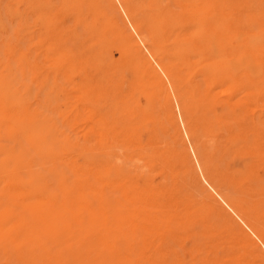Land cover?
<instances>
[{"label":"rangeland","instance_id":"1","mask_svg":"<svg viewBox=\"0 0 264 264\" xmlns=\"http://www.w3.org/2000/svg\"><path fill=\"white\" fill-rule=\"evenodd\" d=\"M108 1L0 0V264H264V0ZM112 60L139 97L94 92Z\"/></svg>","mask_w":264,"mask_h":264},{"label":"bare ground","instance_id":"2","mask_svg":"<svg viewBox=\"0 0 264 264\" xmlns=\"http://www.w3.org/2000/svg\"><path fill=\"white\" fill-rule=\"evenodd\" d=\"M84 1H85V0H84ZM107 1H108V0H107ZM109 1H111V0H109ZM109 1H108V2H109ZM117 1H118V0H117ZM122 1H123V0H122ZM124 1H125V0H124ZM128 1H131V0H128ZM138 1H139V0H138ZM143 1H144V0H143ZM182 1H183V0H182ZM201 1H202V0H201ZM211 1H212V0H211ZM213 1H214V0H213ZM213 1H212V2H213ZM221 1H222V0H221ZM221 1H220V2H221ZM63 2H64V4H65V1H63ZM63 2H62V3H63ZM68 2H70V1H68ZM82 2H83V1H82ZM82 2H81V3H82ZM103 2H104V1H103ZM125 2H126V1H125ZM135 2H136V1H135ZM152 2H153V1H152ZM177 2H178V1H177ZM184 2H185V1H184ZM184 2H182V3H184ZM212 2H211V3H212ZM218 2H219V0H218ZM105 3H107V2H105ZM110 3H111V2H110ZM113 3H114V2H113ZM119 3H120V2H119ZM123 3H124V2H123ZM137 3H138V2H137ZM140 3H141V2H140ZM173 3H174V2H173ZM179 3H180V2H179ZM191 3H192V2H191ZM191 3H190V6H191ZM211 3H210V4H211ZM222 3H223V2H222ZM53 4H54V2H53ZM67 4H69V3H67ZM72 4H73V3H72ZM83 4H84V3H83ZM98 4H99V3H98ZM134 4H136V3H134ZM150 4H151V3H150ZM160 4L162 5L161 2H160ZM174 4H175V3H174ZM200 4H201V3H200ZM202 4H203V3H202ZM202 4H201V5H202ZM215 4H216V3H215ZM48 5H49V4H48ZM55 5H56V4H55ZM110 5H111V4H110ZM127 5H129V4L127 3ZM139 5H140V4H139ZM139 5L136 4V7H138ZM176 5H177V4H176ZM184 5H185V4H184ZM186 5H187V4H186ZM188 5H189V4H188ZM188 5H187V6H188ZM198 5H199V4H198ZM204 5H205V4H204ZM211 5H212V4H211ZM211 5H210V6H211ZM216 5H218V4H216ZM42 6H43V5H42ZM46 6H47V5H46ZM50 6H51V5H50ZM52 6H53V5H52ZM57 6H58V5H57ZM66 6H67V5H66ZM82 6H83V5H82ZM96 6H97V4H96ZM96 6H94V7H96ZM98 6H99V5H98ZM114 6H115V4H114ZM119 6H121V5H119ZM124 6H125V5H124ZM132 6H133V4H132ZM148 6H150V5H148ZM152 6H153V5H152ZM158 6H159V5H158ZM158 6H157V7H158ZM181 6H182V5H181ZM196 6H197V5H196ZM202 6H203V5H202ZM202 6H201V7H202ZM212 6H213V5H212ZM218 6H219V5H218ZM43 7H45V6H43ZM54 7H55V6H54ZM64 7H65V6H64ZM92 7H93V6H92ZM105 7H106V8L108 7V3H107V6L105 5ZM105 7H103V8L105 9ZM150 7H151V6H150ZM162 7H163V6H162ZM168 7H170V5H169ZM179 7H180V5H179ZM188 7H189V6H188ZM191 7H192V6H191ZM194 7H195V6H194ZM197 7H198V6H197ZM214 7H215V6H214ZM214 7H213V8H214ZM47 8H48V7H47ZM47 8H46V9H47ZM67 8H68V6H67ZM100 8H102V7L100 6ZM103 8H102V9H103ZM112 8H113V6H112ZM112 8H108V9H110V10L112 11ZM120 8H121V7H120ZM126 8H127V7H125V9H126ZM129 8L132 9L131 7H129ZM129 8H127V10H128ZM151 8H152V7H151ZM163 8H164V7H163ZM174 8H175V7H174ZM208 8H209V7H208ZM216 8H217V7H216ZM216 8H215V9H216ZM233 8H234V7H233ZM48 9H49V8H48ZM52 9H53V8H52ZM63 9H64V8H63ZM70 9H71V8H70ZM84 9L86 10L87 8L85 7ZM90 9H92V8H90ZM95 9H96V8H95ZM165 9H166V8H165ZM170 9H171V8H170ZM178 9H179V8H178ZM183 9H184V8H183ZM215 9H214L213 11H215ZM42 10H43V8H42ZM49 10H51V8H50ZM65 10H66V9H64V11H65ZM68 10H69V8H68ZM114 10H116V9H114ZM123 10H124V9H123ZM133 10H134V8H133ZM141 10H142V9H140L139 11H141ZM153 10H154V9H153ZM173 10H174V9H173ZM184 10H186V9H184ZM189 10H191L190 7H189ZM192 10H193V9H192ZM46 11H47V10H46ZM52 11H53V10H52ZM81 11L84 12V10H82V8H81ZM111 11H110V12H111ZM147 11H148V10H147ZM163 11H164V10H163ZM166 11H167V10H165V12H166ZM203 11H204V10H203ZM203 11H202V12H203ZM41 12H42V11H41ZM44 12H45V11H44ZM49 12H50V11H49ZM114 12H115V11H114ZM142 12H143V11H142ZM144 12H145V11H144ZM161 12H162V11H161ZM161 12H160V13H161ZM186 12H187V10H186ZM89 13H90V12H89ZM128 13H129V12H128ZM133 13H134V12H133ZM133 13H131V15H132ZM146 13H147V12H146ZM151 13H152V12H151ZM151 13H150V14H151ZM166 13H167V12H166ZM170 13H171V12H170ZM174 13H175V12H174ZM176 13H177V11H176ZM183 13H184V12H183ZM189 13H190V12H189ZM205 13H206V12H205ZM205 13H203L202 16H203ZM214 13H216V12H214ZM83 14H84V13H83ZM95 14H96V13H95ZM108 14H109V13H108ZM140 14H142V13H140ZM150 14H149V15H150ZM161 14H162V13H161ZM212 14H213V13H212ZM71 15H72V14H71ZM80 15H81V14H80ZM91 15H92V14H91ZM138 15H139V14H138ZM146 15H147V14H146ZM188 15H191V14H188ZM188 15H186V16H188ZM192 15H193V14H192ZM200 15H201V14H200ZM208 15H210V14H208ZM133 16H134V14H133ZM135 16H136V15H135ZM144 16H145V15H144ZM144 16H143V17H144ZM162 16H163V15H162ZM177 16H178V15H177ZM179 16H180V15H179ZM211 16H212V15H211ZM211 16H210V17H211ZM213 16H214V15H213ZM56 17H57V16H56ZM85 17H87V16H85ZM97 17H99V16H97ZM110 17H111V15H110ZM136 17H137V16H136ZM149 17H150V16H149ZM163 17H164V16H163ZM189 17H191V16H189ZM194 17H195V16H194ZM194 17H193V18H194ZM205 17H206V15H205ZM205 17L203 16V18H205ZM87 18H89V16H88ZM118 18H119V17H118ZM133 18H134V17H133ZM145 18H147V17H145ZM169 18H170V17H169ZM169 18H168V19H169ZM171 18H172V17H171ZM177 18H178V17H177ZM177 18H176V19H177ZM180 18H181V17H180ZM187 18H188V17H187ZM195 18H196V17H195ZM198 18H199V17H198ZM198 18H197V19H198ZM77 19H78V18H77ZM81 19H82V18H81ZM130 19H131V18H130ZM135 19H136V18H135ZM143 19H144V18H143ZM182 19H183V18H182ZM188 19H189V18H188ZM215 19H216V18H215ZM82 20H83V19H82ZM85 20H86V19H85ZM127 20H128V19H127ZM138 20H139V19H138ZM147 20H148V19H147ZM147 20H146V21H147ZM173 20H174V19H173ZM173 20H172V21H173ZM177 20H179V19H177ZM180 20H181V19H180ZM180 20H179V21H180ZM204 20H205V19H204ZM79 21H80V20H79ZM92 21H93V20H92ZM113 21H114V20H113ZM115 21H116V20H115ZM139 21H141V20H139ZM170 21H171V20H170ZM188 21H189V20H188ZM191 21H192V20H191ZM89 22H90V21H89ZM156 22H157V21H156ZM174 22H175V21H174ZM183 22H184V20H183ZM185 22H186V21H185ZM197 22H198V21H197ZM207 22H208V21H207ZM214 22H216V21H214ZM217 22H219V21H217ZM83 23H84V21H83ZM85 23H86V22H85ZM98 23H99V22H98ZM135 23L137 24V21H136ZM144 23H145V22H144ZM147 23H148V21H147ZM170 23H172V22H170ZM188 23H189V22H188ZM191 23H193V22H191ZM202 23H203V22H202ZM61 24H62V23H60V25H61ZM63 24H64V23H63ZM81 24H82V23H81ZM118 24H119V23H118ZM120 24H122V23H120ZM129 24H130L129 26H131L132 29L135 30V28H134V26H135L134 23L132 24V22L129 21ZM138 24H140V23L138 22ZM145 24H146V23H145ZM145 24H143V25H145ZM150 24H151V23H150ZM174 24H175V23H174ZM185 24H186V23H185ZM197 24H198V23H197ZM87 25H88V24H87ZM93 25H94V23H93ZM96 25H97V24H96ZM115 25H116V24H115ZM133 25H134V26H133ZM146 25H148V24H146ZM146 25H145V26H146ZM175 25H176V24H175ZM183 25H184V23H183ZM187 25H188V24H187ZM198 25H199V24H198ZM200 25H201V23H200ZM208 25H209V24H208ZM212 25H213V24H212ZM61 26L63 27V25H61ZM61 26H60V27H61ZM99 26H100V25H99ZM117 26H118V25H117ZM137 26H138V25H137ZM137 26H136V27H137ZM151 26H152V24H151ZM162 26H163V25H162ZM181 26H182V25H181ZM195 26H196V25H195ZM205 26H206V25H205ZM82 27H83V26H82ZM85 27H86V26H85ZM94 27H95V26H94ZM111 27H112V25L110 26V29H111ZM123 27H124V26H123ZM131 27H130V28H131ZM139 27H140V25H139ZM139 27H138V28H139ZM149 27H150V26H149ZM163 27H165V25H164ZM169 27H170V26H169ZM169 27H168V28H169ZM183 27H184V26H183ZM196 27H198V26H196ZM92 28H93V27H91V29H92ZM100 28H101V27H100ZM107 28H108V27H107ZM113 28H114V27H113ZM141 28H142V27H141ZM170 28H171V27H170ZM173 28H174V27H173ZM194 28H195V27H194ZM199 28H201V26L198 27V29H199ZM205 28H206V27H205ZM50 29H52V28H50ZM83 29H84V28H83ZM98 29H99V28H98ZM98 29H97V31H98ZM108 29H109V28H108ZM119 29H120V28H119ZM121 29H123V28H121ZM142 29H143V28H142ZM147 29H148V28H147ZM178 29H182V28L179 27ZM190 29H191V26H190ZM198 29H197V31H198ZM201 29H202V28H201ZM210 29H211V28H210ZM58 30H59V29H58ZM89 30H90V29H89ZM95 30H96V29H95ZM95 30H94V31H95ZM106 30H107V29L105 28V31H106ZM125 30H126V29H125ZM134 30H133V31H134ZM148 30H150V29H148ZM175 30H177V29H175ZM185 30H186V29H185ZM199 30H200V29H199ZM205 30H206V29H205ZM64 31H65V30H64ZM91 31H92V30H91ZM94 31H93V32H94ZM100 31H101V29H100ZM105 31H104V32H105ZM137 31H138V30H137ZM165 31H166V30H165ZM171 31H172V30H171ZM171 31H170V32H171ZM183 31H184V30H183ZM200 31H201V30H200ZM60 32H61V31H60ZM73 32H74V31H73ZM106 32H107V31H106ZM109 32H110V31H109ZM122 32H123V31H122ZM135 32H136V31H135ZM144 32H145V31H144ZM148 32H149V31H148ZM185 32H186V31H185ZM187 32H188V31H187ZM187 32H186V33H187ZM204 32H205V31H204ZM99 33H100V32H99ZM99 33L97 32L96 34H99ZM110 33H111V32H110ZM125 33H126V32H125ZM136 33H137V32H136ZM138 33H140V32H138ZM145 33H146V32H145ZM163 33H164V32H163ZM179 33L182 34L183 32H179ZM186 33H184V34H186ZM198 33H200V32H198ZM216 33H217V32H216ZM62 34H63V33H61V35H62ZM74 34H76V32H74ZM86 34H87V33H86ZM104 34H105V33H104ZM104 34H102V35L104 36ZM115 34H116V33H115ZM115 34H114V35H115ZM118 34H119V33H118ZM118 34H116V35H118ZM121 34H122V33H121ZM130 34H132V33L130 32ZM140 34H141V33H140ZM150 34H151V33L149 32V35H150ZM164 34H165V33H164ZM170 34H172V33H170ZM173 34H174V33H173ZM177 34H178V32H177ZM177 34H176V35H177ZM181 34H180V35H181ZM184 34H183V35H184ZM200 34H201V33H200ZM211 34H212V33H211ZM89 35H92V34H89ZM116 35H115V36H116ZM119 35H120V34H119ZM119 35H118V36H119ZM128 35H129V34H128ZM137 35H138V34H137ZM141 35H142V34H141ZM187 35H188V33H187ZM197 35H198V34H197ZM219 35H220V34H219ZM219 35H218V36H219ZM55 36H56V35H55ZM64 36H65V35H64ZM67 36H68V35H66V38H67ZM72 36H73V35H72ZM72 36H71V37H72ZM80 36H82V35H80ZM115 36H114L113 38H115ZM121 36H122V35H121ZM145 36H148V35L145 34ZM153 36H154V35H153ZM161 36H162V35H161ZM199 36H200V35H199ZM209 36L211 37V35H209ZM62 37H63V36H62ZM62 37H61V38H62ZM71 37H70V38H71ZM76 37H78V35H77ZM76 37H75V38H76ZM90 37H91V36H90ZM104 37H105V36H104ZM108 37H109V36H108ZM122 37H123V36H122ZM127 37H128V36H127ZM130 37H131V36H130ZM130 37H128V39H129ZM134 37H136V36H134ZM149 37H150V36H149ZM151 37H152V36H151ZM171 37H172V35H171ZM174 37H175V36H174ZM176 37H177V36H176ZM186 37H187V36H186ZM188 37H189V36H188ZM223 37H224V36H223ZM227 37H228V36H227ZM54 38H55V37H54ZM68 38H69V37H68ZM70 38H69V39H70ZM84 38L86 39V37H84ZM96 38H99V36L96 37ZM124 38H125V37H124ZM154 38H155V37H154ZM156 38H157V37H156ZM182 38H183V37H182ZM184 38H185V37H184ZM189 38H190V37H189ZM193 38H194V37H193ZM196 38H197V37H196ZM196 38H195V39H196ZM198 38H199V37H198ZM69 39H68V41H69ZM80 39H81V38H80ZM90 39H91V38H90ZM105 39H106V38H105ZM110 39H111V38H110ZM125 39H127V38H125ZM137 39H138V38H137ZM142 39H143V38H142ZM148 39H149V38H148ZM150 39H152V38H150ZM164 39H165V38H164ZM179 39H180V37H179ZM76 40H77V39H76ZM76 40H75V41H76ZM81 40H82V39H81ZM87 40H88V38H87ZM95 40H96V39H95ZM115 40H116V39H115ZM122 40H123V39H122ZM129 40H130V39H129ZM219 40H220V39H219ZM238 40H239V39H238ZM60 41H61V40H60ZM63 41H64V40H63ZM65 41H67V40H65ZM84 41H85V40H84ZM98 41H99V40H98ZM98 41H97V42H98ZM104 41H105V40H104ZM111 41H112V40H111ZM127 41H128V40H127ZM127 41H126V42H127ZM146 41H147V40H146ZM146 41H145V42H146ZM184 41H185V40H184ZM199 41H200V40H199ZM199 41H197V42H199ZM220 41H221V40H220ZM223 41H224V38H223ZM61 42H62V41H61ZM93 42H94V41H93ZM101 42H102V41H100V43H101ZM107 42H108V41H107ZM107 42H106V43H107ZM118 42H119V41H118ZM126 42H125V43H126ZM149 42H150V41H149ZM151 42H152V41H151ZM153 42H155V41L153 40ZM162 42H164V40H162ZM166 42H167V40H166ZM177 42H178V41H177ZM193 42H194V41H193ZM231 42H232V41H231ZM79 43H81V42L79 41ZM104 43H105V42H104ZM108 43H109V42H108ZM110 43H111V42H110ZM110 43H109V44H110ZM120 43H122V41H121ZM142 43H143V40H142ZM156 43H157V42H156ZM168 43H169V42H168ZM173 43H174V42H173ZM173 43H172V44H173ZM179 43H180V42H179ZM182 43H183V42H182ZM185 43H186V42H185ZM203 43H204V42H203ZM223 43H224V42H223ZM236 43H237V42H236ZM245 43H246V42H245ZM63 44H64V43H63ZM68 44H69V43H68ZM87 44L89 45V43H87ZM127 44H128V42H127ZM127 44H126V46H125V45H124V46L127 47V46L132 45V44L127 45ZM152 44H153V43H152ZM195 44H196V43H195ZM209 44H211V43H209ZM219 44H220V42H219ZM221 44H222V41H221ZM232 44H235V43H232ZM60 45H61V44H60ZM66 45H67V44H66ZM81 45H82V44H81ZM97 45H98V44H97ZM102 45H103V43H102ZM143 45H144V44H143ZM148 45H149V44H148ZM175 45H176V44H175ZM177 45H180V44H177ZM239 45L241 46V43H240ZM89 46H90V45H89ZM92 46H93V45H92ZM120 46H121V45H120ZM140 46H141V45H140ZM171 46H172V45H170L169 47H171ZM181 46H182V45H181ZM185 46H186V45H185ZM185 46H184V44H183V47H185ZM188 46H189V45H188ZM195 46H196V45H195ZM199 46H200V45H199ZM213 46H214V45H213ZM213 46H211V47H213ZM221 46H222V45H221ZM248 46H249V45H248ZM248 46H247V47H248ZM67 47H68V46H67ZM98 47H99V45H98ZM100 47H101V46H100ZM107 47H109V46H107ZM107 47H105V48H107ZM125 47H124V48H125ZM134 47H139V46L136 45V46H134ZM144 47H145V46H144ZM163 47H164V46H163ZM172 47H173V46H172ZM192 47H194V46H192ZM209 47H210V46H209ZM211 47H210V48H211ZM225 47H226V46H225ZM228 47H229V46H228ZM228 47H226V48H228ZM237 47H238V46H237ZM237 47H236V48H237ZM244 47H245V46H244ZM54 48H55V47H54ZM86 48H87V47H86ZM105 48H103V49H105ZM129 48H130V47H128V49H129ZM159 48L161 49V47H159ZM173 48H175V47H173ZM173 48H172V49H173ZM179 48H180V47H179ZM179 48H177V49H179ZM187 48H188V47H187ZM249 48H250V46H249ZM56 49H57V48H56ZM90 49H91V48H90ZM100 49H101V48H100ZM111 49H112V48H111ZM126 49H127V48H126ZM138 49H139V48H138ZM141 49H143V48H141ZM145 49L148 50L147 47H145ZM149 49H150V48H149ZM162 49H165V48H162ZM195 49H196V47H195ZM212 49H213V48H212ZM216 49H218V48H216ZM231 49H232V48H231ZM233 49H234V48H233ZM238 49H239V47H238ZM244 49H245V48H244ZM108 50H109V49H108ZM117 50H118V49H117ZM181 50H184V49H181ZM207 50H208V49H207ZM224 50H225V49H224ZM236 50H237V49H236ZM47 51H48V50H47ZM98 51H99V49H98ZM100 51H102V50H100ZM115 51H116V50H115ZM122 51H123V50H122ZM143 51H144V49H143ZM170 51H172V50H170ZM177 51H178V50H177ZM184 51H185V50H184ZM193 51H194V50H193ZM204 51H205V50H204ZM222 51H223V50H222ZM222 51H221V52H222ZM231 51H232V50H231ZM54 52H56V51L54 50ZM113 52H114V51H113ZM132 52H134V51H132ZM136 52H138V51H136ZM136 52H134V53H136ZM139 52H140V51H139ZM147 52H148V51H147ZM150 52H151V49H150ZM166 52H167V51H166ZM166 52H165V53H166ZM174 52H175V51H174ZM174 52H173V53H174ZM186 52H187V51H186ZM194 52H196V51H194ZM217 52H218V50H217ZM247 52H249V51H247ZM20 53H21V52H20ZM109 53H110V52H109ZM122 53H123V52H122ZM144 53H145V52H144ZM159 53H160V52H159ZM175 53H176V52H175ZM190 53H191V52H190ZM223 53H224V52H223ZM228 53H229V52H228ZM49 54H50V53H49ZM89 54H90V53H89ZM112 54H113V53H112ZM117 54H118V53H117ZM138 54H139V53H138ZM163 54H164V53H163ZM177 54H178V53H177ZM183 54H184V53H183ZM210 54H211V53H210ZM218 54H219V53H218ZM220 54H221V53H220ZM220 54H219V55H220ZM257 54H258V53H257ZM99 55H100V54H99ZM119 55H120V54H119ZM187 55H188V54H187ZM194 55H196V54H194ZM202 55H203V53H202ZM208 55H209V54H207V56H208ZM215 55H216V53H215ZM225 55H226V54H225ZM250 55H252V54L250 53ZM23 56H24V55H23ZM103 56H104V55H103ZM107 56H109V55H107ZM113 56H114V55H113ZM122 56H123V55H122ZM130 56H131V54H130ZM134 56L136 57V55H134ZM143 56H144V55H143ZM150 56H151V55H150ZM164 56H165V55H164ZM164 56H162V57H164ZM174 56H175V55H174ZM179 56H180V55H179ZM182 56H185V55H182ZM197 56H198V55H197ZM204 56H205V55H204ZM228 56H230V55H228ZM239 56H240V55H239ZM242 56H243V55H242ZM94 57H95V56H94ZM110 57H112V56H110ZM125 57H126V56H125ZM127 57H128V56H127ZM156 57H157V56H156ZM180 57H181V56H180ZM213 57H214V56H213ZM220 57H221V56H220ZM226 57H227V56H226ZM247 57H248V56H247ZM252 57H253V56H252ZM257 57H258V56H257ZM257 57H256V58H257ZM115 58H116V57H115ZM118 58H119V57H118ZM130 58H131V57H130ZM136 58H137V57H136ZM144 58H145V57H144ZM152 58H153V57H152ZM157 58H159V56H158ZM167 58H169V57H167ZM170 58H171V55H170ZM174 58H176V57H174ZM208 58H209V57H208ZM245 58H246V57H245ZM248 58H249V57H248ZM23 59H24V58H23ZM119 59H120V58H119ZM128 59H129V58H128ZM159 59H161V58H159ZM162 59H163V58H162ZM165 59H166V58H165ZM183 59H184V58H183ZM191 59H192V58H191ZM203 59H204V58H203ZM211 59H212V58H211ZM25 60H26V59H25ZM97 60H98V59H97ZM131 60H132V58H131ZM179 60H180V59H179ZM181 60H182V59H181ZM192 60H193V59H192ZM192 60H190V61H192ZM205 60H206V59H205ZM224 60H225V59H224ZM224 60H223V61H224ZM256 60H257V59H256ZM256 60H253L252 62H255ZM259 60H260V59H259ZM116 61H117V60H112V61L106 66L107 69H106V73H105V76H104L105 79H106V84H107L106 87H104V86L101 87V85H100L101 88H100L99 90L94 91V92H96V94H99V95H102V94H104V95L109 94V95H110V93H111L110 96L113 95V96H116L117 98L119 97V98H121L124 102L134 100L135 97H136L137 95H138V97H139V94H140L139 91H138V89L140 88L139 86H141V85L139 84L140 80H139V82H138V80L133 76L134 79L130 80V81L127 83L126 87H124L125 80H124V78L122 77V75L118 74L117 71H116V70H117V68H116V66H117V65H116L117 62H116ZM140 61H141V60H140ZM145 61H146V60H145ZM156 61H157V60H155V63H154V64H158ZM167 61H168V59H167ZM173 61H174V60H173ZM190 61H189V62H190ZM245 61H246V60H245ZM141 62H142V61H141ZM141 62H139V63L141 64ZM150 62H151V61H150ZM163 62H164V61H163ZM183 62H184V61H183ZM257 62H258V61H257ZM94 63H95V62H94ZM101 63H102V62H101ZM121 63H122V62H121ZM135 63H136V62H135ZM139 63H138V64H139ZM145 63H146V62H145ZM174 63H175V62H174ZM191 63H193V62H191ZM191 63H190V64H191ZM198 63H199V62H198ZM198 63H197V64H198ZM225 63H226V62H225ZM248 63H249V62H247V64H248ZM262 63H264V61H262ZM98 64H99V63H98ZM160 64H161V63H160ZM169 64H170V63H169ZM171 64H172V63H171ZM183 64H184V63H183ZM183 64H182V65H183ZM194 64H195V63H194ZM194 64H193V65H194ZM203 64H204V63H203ZM216 64H217V63H216ZM222 64L225 65L224 63H222ZM222 64H220V65H222ZM251 64L253 65V63H251ZM35 65H36V64H35ZM135 65H136V64H135ZM145 65H146V64H145ZM151 65H152V64H151ZM158 65H159V64H158ZM164 65H165V64H164ZM164 65H163V66H164ZM178 65H179V64H178ZM204 65H205V64H204ZM220 65L218 64V66H220ZM138 66H139V65H138ZM148 66H149V65H148ZM163 66H162V67H163ZM185 66H186V65H185ZM199 66H200V65H199ZM206 66H208V65H206ZM98 67H99V66H98ZM149 67H150V66H149ZM152 67H153V66H152ZM157 67H158V66H157ZM165 67H168V66H165ZM165 67H164V68H165ZM182 67H183V66H182ZM188 67H189V66H188ZM191 67H192V65H191ZM210 67H211V66H210ZM215 67H216V66H215ZM137 68H139V67H137ZM142 68H143V67H142ZM195 68H196V67H195ZM200 68H201V66H200ZM211 68H212V67H211ZM240 68H241V66H240ZM240 68H239V69H240ZM247 68H248V67H247ZM253 68H255V66H253ZM130 69H131V68H130ZM189 69H190V68H189ZM224 69H225V68H224ZM230 69H231V68H230ZM245 69H246V68H245ZM249 69H250V68H249ZM260 69H261V68H260ZM128 70H129V69H128ZM143 70H144V69H143ZM155 70H157V69L155 68ZM155 70H154V71H155ZM183 70H184V69H183ZM183 70H181V71H183ZM205 70H208V68L205 69ZM217 70H218V69H217ZM225 70H226V69H225ZM253 70H255V69H253ZM253 70H252V71H253ZM123 71H124V70H123ZM132 71H133V70H132ZM141 71H142V70H141ZM148 71H149V70H148ZM159 71H160V69H159ZM163 71H164V70H163ZM172 71H173V70H172ZM210 71H212V70H208V72H210ZM233 71H234V70H233ZM244 71H245V70H244ZM244 71H243V72H244ZM257 71H259L258 68H257ZM138 72H139V71H138ZM155 72H156V71H155ZM179 72H180V71H179ZM190 72H191V70H190ZM243 72H242V73H243ZM250 72H251V71H250ZM259 72H260V71H259ZM133 73H134V72H133ZM142 73H143V72H142ZM150 73H151V72H150ZM173 73H174V72H173ZM245 73H246V72H245ZM251 73H253V72H251ZM134 74H135V73H134ZM136 74H137V73H136ZM144 74H145V73H144ZM146 74H147V73H146ZM152 74H153V73H152ZM166 74H167V73H166ZM166 74H164V75H166ZM169 74H170V73H169ZM171 74H172V73H171ZM205 74H206V73H205ZM211 74H214V73L212 72ZM221 74H222V73H221ZM223 74H224V73H223ZM225 74H226V73H225ZM233 74H234V72H233ZM258 74H259V73H258ZM1 75L3 76V74H1ZM123 75H124V74H123ZM129 75H130V74H129ZM173 75H174V74H173ZM246 75H247V74H246ZM250 75H251V74H250ZM262 75H264V74H262ZM2 76H1V77H2ZM170 76H171V75H170ZM207 76H209V75H207ZM216 76H217V75H216ZM222 76H223V75H222ZM227 76H229V75H227ZM230 76H232V75H230ZM243 76H244V75H243ZM252 76H253V75H252ZM156 77H157V76H156ZM161 77H162V76H161ZM168 77H169V76H168ZM225 77H226V75H225ZM250 77H251V76H250ZM260 77H261V76H260ZM142 78H143V77H142ZM170 78H172V77H170ZM205 78H206V77H205ZM210 78H211V77H209L208 79L210 80ZM213 78H214V77H213ZM215 78H216V77H215ZM215 78H214V79H215ZM221 78L224 79V77H221ZM229 78H230V77H229ZM247 78H249V77H247ZM257 78H259V76H258ZM178 79H179V78H178ZM208 79H207V80H208ZM4 80H5V79H4ZM162 80H163V78H162ZM173 80H174V79H173ZM217 80H218V79H217ZM258 80H259V79H258ZM0 81H1V79H0ZM163 81H164V80H163ZM181 81H182V80H181ZM181 81H180V82H181ZM215 81H216V80H215ZM225 81H227V80L225 79ZM101 82H102V81H101ZM103 82H104V81H103ZM148 82H149V81H148ZM148 82H147V83H148ZM167 82H168V81H167ZM207 82H208V81H207ZM210 82H211V81H210ZM210 82H208V84H209ZM2 83H3V82H2ZM159 83H160V82H159ZM175 83H176V82H175ZM214 83H215V82H214ZM223 83H224V82H223ZM255 83H256V82H255ZM6 84H7V83H6ZM6 84L4 85V87L6 86ZM141 84H142V83H141ZM151 84H152V83H151ZM164 84H165V83H164ZM176 84H177V83H176ZM176 84H175V85H176ZM256 84H257V83H256ZM0 85H1V84H0ZM175 85H174V86H175ZM158 86H159V85H158ZM162 86H163V85H162ZM162 86H161V88H162ZM183 86H184V84H183ZM249 86H251V85H249ZM85 87H86V86H85ZM87 87H88V86H87ZM148 87H149V86H148ZM156 87H157V86H156ZM179 87H180V86H179ZM1 88H2V86H1ZM7 88H8V87H7ZM151 88H152V87H151ZM153 88H154V87H153ZM164 88H165V87H164ZM166 88H167V87H166ZM180 88H181V87H180ZM186 88H187V87H186ZM186 88H185V89H186ZM207 88H208V86H207ZM246 88H247V87H246ZM4 89H5V88H4ZM91 89H92V88H91ZM209 89H210V88H209ZM248 89H249V87H248ZM0 90H1V89H0ZM5 90H6V89H5ZM5 90H4V91H5ZM81 90H82V89H81ZM156 90H157V89H156ZM181 90H182V89H181ZM187 90H188V89H187ZM207 90H208V89H207ZM245 90H246V89H245ZM252 90H253V89H252ZM165 91H167V90H165ZM208 91H209V90H208ZM250 91H251V90H250ZM6 92L8 93V91H6ZM91 92H92L91 90H90V91H86L85 94H90V95H91ZM141 92H142V91H141ZM150 92H151V91H150ZM186 92H187V91H186ZM229 92H230V91H229ZM246 92H248V91H246ZM2 93H3V91H2ZM4 93H5V92H4ZM83 93H84V92H83ZM138 93H139V94H138ZM142 93H144V92H142ZM168 93H169V92H168ZM180 93H182V92H180ZM5 94H6V93H5ZM9 94H10V93H9ZM192 94H193V93H192ZM230 94H231V92H230L228 95H230ZM242 94L245 95V91H244V93H242ZM242 94H241V96H242ZM248 94H249V93H248ZM251 94H252V93H251ZM0 95H1V94H0ZM92 95H93V94H92ZM156 95H158V94H156ZM179 95H180V94H179ZM190 95H191V94H190ZM237 95H238V94H237ZM239 95H240V94H239ZM80 96H81V95H80ZM144 96H146V95H144ZM151 96H152V95H151ZM159 96H160V95H159ZM165 96H166V95H165ZM165 96H164V97H165ZM193 96H194V95H193ZM247 96H248V95H247ZM2 97H3V96H2ZM85 97H88V96H85ZM89 97H90V96H89ZM100 97H101V96H100ZM102 97H103V96H102ZM106 97H107V96H106ZM226 97H227V99L229 100L228 96H226ZM231 97H232V96H231ZM249 97H250V95H249ZM249 97H248V98H249ZM9 98H10V97H9ZM96 98H97V97H96ZM96 98H95V99H96ZM108 98H109V97H108ZM119 98H118V100H120ZM160 98H161V97H160ZM170 98H171V97H170ZM182 98H183V97H182ZM195 98H196V97H195ZM217 98H218V97H217ZM246 98H247V97H246ZM104 99H105V98H104ZM175 99H176V98H175ZM185 99H186V97H185ZM198 99H199V98H198ZM198 99H197V100H198ZM218 99H219V98H218ZM232 99H235V98L233 97ZM0 100H1V99H0ZM84 100H86V99H84ZM90 100H91V99H90ZM92 100H93V99H92ZM101 100H102V99H101ZM101 100H99V101H101ZM113 100H115V99H113ZM116 100H117V99H116ZM138 100H139V99H138ZM149 100H150V99H149ZM149 100H148V101H149ZM155 100H156V99H155ZM155 100H154V101H155ZM160 100H161V99H160ZM192 100H193V99H192ZM197 100H196V101H197ZM199 100H200V99H199ZM235 100H236V99H235ZM246 100L248 101V99H246ZM4 101H5V100H4ZM9 101H10V100H9ZM86 101H87V100H86ZM97 101H98V100H97ZM136 101H137V99H136ZM229 101H230V100H229ZM229 101H228V102H229ZM233 101H234V100H233ZM244 101H245V100H244ZM87 102H88V101H87ZM119 102H121V100H120ZM133 102L135 103V101H133ZM156 102H157V101H156ZM199 102H200V101H199ZM199 102H198V103H199ZM201 102H202V101H201ZM206 102H208V101H206ZM225 102H226V101H225ZM241 102H242V101H241ZM91 103H92V102H91ZM112 103H113V102H112ZM191 103H192V102H191ZM215 103H217V102H215ZM88 104H89V103H88ZM93 104H94V103H93ZM97 104H98V103H97ZM104 104H105V103H104ZM104 104H103V108H104ZM128 104H129V102H128ZM136 104H137V103H136ZM142 104H143V103H142ZM203 104H204V103H203ZM211 104H212V103H211ZM213 104H214V103H213ZM213 104H212V105H213ZM244 104H245V103H244ZM94 105H96V104H94ZM105 105H106V104H105ZM151 105H152V104H151ZM155 105H156V104H155ZM175 105H176V104H175ZM191 105H192V104H191ZM204 105H205V104H204ZM208 105H209V104H208ZM214 105H215V104H214ZM97 106H98V105H97ZM97 106H96V107H97ZM118 106H119V105H118ZM146 106H147V105H146ZM165 106H166V105H165ZM179 106H180V105H179ZM179 106L177 107V109H179ZM187 106H188V104H187ZM94 107H95V106H94ZM96 107H95L94 109H96ZM108 107H109V106H108ZM114 107H115V106H114ZM151 107H152V106H151ZM174 107H175V106H174ZM203 107H204V106H203ZM214 107H215V106H214ZM214 107H213V109H215ZM245 107H246V106H244L243 108L245 109ZM247 107H248V106H247ZM87 108H88V107H87ZM98 108H99V107H98ZM98 108H97V110H98ZM175 108H176V107H175ZM204 108H205V107H204ZM162 109H163V108H162ZM165 109H167V108H165ZM180 109H182V108H180ZM180 109H179V110H180ZM183 109H184V108H183ZM209 109H210V108H209ZM100 110H101V109H100ZM104 110H105V108H104ZM116 110H117V109H116ZM147 110H148V109H147ZM169 110H170V109H169ZM171 110H172V109H171ZM173 110H174V108H173ZM179 110H178V111H179ZM245 110H246V109H245ZM113 111H114V110H113ZM176 111H177V110H176ZM180 111H181V110H180ZM196 111H197V110H194V113H195ZM210 111H211V110H210ZM213 111H214V110H213ZM137 112H138V111H137ZM163 112H164V111H163ZM166 112H167V111H166ZM186 112H187V111H186ZM247 112H248V111H247ZM104 113H105V112H104ZM119 113H120V112H119ZM121 113H122V112H121ZM144 113H147V112H144ZM190 113H192V112L190 111ZM214 113H215V112H214ZM244 113H245V111H244ZM244 113H243V114H244ZM122 114H123V113H122ZM138 114H139V113H138ZM184 114H185V112H184ZM98 115H99V114H98ZM105 115H106V114H104V116H105ZM109 115H110V114H109ZM117 115H118V114H117ZM119 115H120V114H119ZM148 115H149V114H148ZM187 115H188V114H187ZM189 115H190V114H189ZM203 115H205V114L203 113ZM99 116H100V115H99ZM106 116H107V115H106ZM106 116H105V117H106ZM162 116H163V115H162ZM177 116H178V115H177ZM191 116H192V115H191ZM199 116H200V115H199ZM205 116H206V115H205ZM208 116H209V115H208ZM251 116H252V114H251ZM24 117H25V116H24ZM164 117H165V116H164ZM173 117H174V116H173ZM187 117H188V116H187ZM203 117H204V116H203ZM149 118H150V117H149ZM170 118H171V117H170ZM192 118L194 119V118H196V117L193 116ZM34 119H35V118H34ZM96 119H98V118L96 117ZM101 119H102V118H101ZM105 119H106V118H104L103 120H105ZM156 119L159 120L160 117H159V119H158V118H156ZM166 119H167V118H166ZM175 119H176V117H175ZM188 119H189V118H188ZM241 119H242V118H241ZM93 120H94V119H93ZM119 120H120V119H119ZM151 120H152V119H151ZM164 120H165V119H164ZM168 120H171V119H168ZM168 120H167V121H168ZM173 120H174V119L172 118V121H173ZM190 120H191V119H190ZM190 120H188V122H189ZM206 120H208V118H206ZM167 121H166V123H167ZM179 121H180V120H179ZM184 121H185V120H184ZM199 121H200V120H199ZM202 121L204 122V119H203ZM239 121H240V119H239ZM30 122H31V121H30ZM98 122H99V121H98ZM132 122H134V121H132ZM136 122H137V121H136ZM138 122H139V121H138ZM155 122H156V120H155ZM169 122H170V121H169ZM186 122H187V121H186ZM188 122H187V124H188ZM210 122H211V121H210ZM250 122H251V121H250ZM37 123H38V122H37ZM84 123H85V122H84ZM102 123H103V122L101 121V124H102ZM152 123H153V122H152ZM166 123H165V124H166ZM177 123H178V122H177ZM197 123H198V122H197ZM35 124H36V123H35ZM123 124H124V123H123ZM128 124H129V123H128ZM133 124H134V123H133ZM163 124H164V123H163ZM187 124H186V125H187ZM195 124H196V122H195ZM255 124H256V123H255ZM117 125H118V124H117ZM131 125H132V124H131ZM174 125H175V123H174ZM180 125H181V124H180ZM180 125H179V126H180ZM190 125H192V124H190ZM85 126H86V125H85ZM119 126H120V125H119ZM129 126H130V125H129ZM152 126H153V125H152ZM165 126H166V125H165ZM176 126H177V125H176ZM184 126H185V125H184ZM205 126H206V125H205ZM99 127H100V126H99ZM181 127H182V126H181ZM186 127H187V126H186ZM190 127H191V126H190ZM194 127H195V126H194ZM246 127H247V126H246ZM91 128H92V126H91ZM111 128H113V127H111ZM131 128H132V127H131ZM133 128H134V127H133ZM158 128H159V126H158ZM242 128H244V127L242 126ZM85 129H86V128H85ZM87 129H88V128H87ZM113 129H114V128H113ZM134 129L136 130V128H134ZM171 129H172V128H171ZM182 129H183V128H182ZM184 129H185V127H184ZM259 129H260V128H259ZM23 130H24V129H23ZM26 130H27V129H26ZM110 130H111V129H110ZM119 130H120V129H119ZM123 130H124V129H123ZM132 130H133V129H132ZM154 130H155V128H154ZM158 130H159V129H158ZM187 130H188V129H187ZM187 130H185L186 135H187V132H186ZM31 131H32V130H31ZM89 131H91V129H89ZM94 131H95V130H94ZM94 131H93V132H94ZM155 131H156V130H155ZM191 131H192V130H191ZM194 131H196V130L194 129ZM243 131H244V130H243ZM84 132H85V131H84ZM95 132H96V131H95ZM100 132H101V131H100ZM103 132H104V131H103ZM116 132H117V131H116ZM170 132H171V131H170ZM173 132H174V130H173ZM178 132H179V131H178ZM28 133H29V132H28ZM39 133H40V132H39ZM105 133H106V132H105ZM112 133H113V132H111V134H112ZM185 133H184V134H185ZM31 134H32V133H31ZM85 134H86V133H85ZM118 134H119V133H118ZM122 134H124V131H123ZM131 134H132V133H131ZM133 134H134V133H133ZM153 134H155V133H153ZM166 134H167V133H166ZM26 135H28V134H26ZM26 135H25V136H26ZM32 135H33V134H32ZM32 135H30V136H32ZM39 135H41V134H39ZM44 135H45V134H44ZM126 135H127V134H126ZM136 135H137V134H136ZM138 135H139V134H138ZM158 135H159V134H158ZM171 135H173V133H172ZM194 135H195V134H194ZM196 135H198V134H196ZM23 136H24V135H23ZM82 136H83V135H82ZM84 136H85V135H84ZM92 136H93V135H92ZM97 136H98V135H97ZM130 136H131V135H130ZM130 136L128 135V137H126V138L124 137V138H125L124 141H126L127 138H130ZM154 136H155V135H154ZM110 137H111V136H110ZM139 137H140V136H139ZM139 137H136V138L139 139ZM158 137H159V136H158ZM173 137H174V136H173ZM181 137H182V136H181ZM199 137H200V136H199ZM34 138H35V136H34ZM38 138H40V137L38 136ZM38 138H36V139H38ZM115 138H116V137H114V140H115ZM122 138H123V137H122ZM136 138H135V139H136ZM153 138H155V137H153ZM153 138H152V139H153ZM183 138H184V137H183ZM31 139H32V138H31ZM119 139H121V137H120ZM133 139H134V137H133ZM140 139H141V137H140ZM188 139H189V138H188ZM196 139H197V138H196ZM198 139H199V138H198ZM28 140H29V139H28ZM40 140H42V139H39L38 141H40ZM45 140H46V139H45ZM104 140H105V138H104ZM106 140H107V139H106ZM200 140H201V139H200ZM34 141H35V140H34ZM120 141H121V140H120ZM138 141H139V140H138ZM148 141H149V140H148ZM150 141H151V140H150ZM162 141H163V140H162ZM201 141H202V140H201ZM31 142H33V141H31ZM43 142H44V141H43ZM122 142H123V141H122ZM131 142H132V141H131ZM131 142H130V143H131ZM136 142H137V141H135L134 143H136ZM139 142H140V141H139ZM155 142H156V141H155ZM163 142H164V141H163ZM181 142H183V141H181ZM181 142H180V143H181ZM184 142H185V141H184ZM145 143H146V142H145ZM151 143H153V142H151ZM180 143H179V141H178V144H180ZM197 143H198V142H197ZM200 143H201V142H200ZM30 144H31V143H30ZM140 144H141V143H140ZM156 144H158V143H156ZM172 144H173V143H172ZM174 144H175V143H174ZM178 144H176V145H178ZM198 144H199V143H198ZM219 144H220V143H219ZM33 145H35V144H33ZM43 145H44V144H43ZM87 145H88V144H87ZM137 145H138V144H137ZM143 145H144V144H143ZM152 145H153V144H152ZM165 145H167V144H165ZM185 145H186V144H185ZM205 145H206V144H205ZM133 146H134V145H133ZM135 146H136V145H135ZM146 146H147V145H146ZM169 146H170V145H169ZM169 146H168V147H169ZM200 146H201V145H200ZM33 147H34V146H33ZM45 147H46V146H45ZM138 147H139V146H138ZM168 147H167V148L165 147L166 150L168 149ZM175 147H176V146H175ZM183 147L185 148V146H183ZM191 147H192V146H191ZM206 147H207V146H206ZM159 148H160V147H159ZM169 148H170V147H169ZM178 148H179V147H178ZM40 149H41V148H40ZM48 149H49V148H48ZM156 149H158V147H157ZM162 149H163V148H162ZM201 149H202V148H201ZM171 150H172V149H171ZM171 150H170V151H171ZM177 150H178V149H177ZM183 150H184V149H183ZM203 150H204V149H203ZM166 152H167V151H166ZM179 152H180V151H179ZM192 152H193L192 154L194 155V158H195V160H196L197 166H198L200 172H201L202 175H203V172H202V169H201V165H200V163H199V160H200V159H197V157H196V155H195V152H194V149H193V148H192ZM170 153H171V152H170ZM170 153L167 152L168 155H171ZM157 154H158V153H157ZM114 155H115V154H114ZM158 155H159V154H158ZM172 155H173V154H172ZM177 155L179 156V154H177ZM173 156H174V155H173ZM183 156H184V154H183ZM106 157H107V156H106ZM108 157H109V156H108ZM162 157H163V156H162ZM174 157H175V156H174ZM180 157H181V155H180ZM184 157H185V156H184ZM168 158H169V156H168ZM168 158H167V159H168ZM172 158H173V157H172ZM178 158H179V157H178ZM201 158H202V157H201ZM207 158H208V157H207ZM18 159H19V158H18ZM182 159H183V158H182ZM190 159H191V158H190ZM187 160H188V159H187ZM195 160H194V161H195ZM180 161H181V160H180ZM202 161H203V160H202ZM14 162H15V160H14ZM18 162H19V161H18ZM187 162H188V161H187ZM192 162H193V161H192ZM192 162H191V163H192ZM205 162H206V161H205ZM193 163H194V162H193ZM167 164H169V163H167ZM202 164H203V163H202ZM169 165H170V164H169ZM188 165H190V163H189ZM208 165H210V163H209ZM208 165H206V166H208ZM186 166H187V163H186ZM191 166H192V165H191ZM193 166H194V165H193ZM14 167H15V166H14ZM169 167H170V166H169ZM176 167H177V166H176ZM189 167H190V166H189ZM213 167H214V166H213ZM71 168H72V167H71ZM202 168H203V167H202ZM210 168H211V167H210ZM192 169H193V168H192ZM204 169H205V167H204ZM206 169H207V167H206ZM212 169H213V168H212ZM180 170H181V168H180ZM208 170H209V168H208ZM187 172H189V171H187ZM190 172H192V171L190 170ZM193 172H194V171H193ZM201 173H200V174H201ZM16 176H18V175H16V173H15V177H16ZM203 176H204V175H203ZM19 178H20V177H19ZM19 178H17V179H19ZM16 181H17V180H16ZM129 182H131V180H130ZM169 183H170V182H169ZM129 184H130V183H129ZM209 186H210L212 189L215 190V188H214L211 184H210ZM172 188H173V187H172ZM208 188H209V187H208ZM186 189H187V187H186ZM230 189H231V188H230ZM184 192H185V191H184ZM189 193H190V192H188V194H189ZM183 194H184V193H183ZM216 194L219 195V196L221 197V195H220L218 192H216ZM184 195H185V194H184ZM190 195H191V194H190ZM190 197H191V196H190ZM192 198H193V197H192ZM195 199H197V198H195ZM181 201H183V200H181ZM225 202H226V201H225ZM151 203H152V202H151ZM197 203H198V202H197ZM197 203H195V204H197ZM260 203H261V202H260ZM193 204H194V203H193ZM227 204H228V203H227ZM197 205H198V204H197ZM202 205H203V204H202ZM218 207H219V206H218ZM229 207H230V209L233 210V208H232L230 205H229ZM167 211H169V210H166V212H167ZM169 212H170V211H169ZM92 213H93V212H92ZM238 213H239V212H238ZM243 213H246V212H243ZM248 213H249V211H248ZM246 215H248V214H246ZM250 215H251V214H250ZM194 216H195V215H194ZM168 217H169V215L167 216V218H168ZM242 217H243V216H242ZM248 217H249V216H248ZM95 218H96V217H95ZM249 218L254 220V221H252V222H253V227H254V229L251 230L252 233L256 234V233L258 232L260 235L264 236V222L259 221L256 217H253L252 215H251ZM179 225H180V224H179ZM233 231H234V230H233ZM255 232H256V233H255ZM90 239H91V238H90ZM260 241H261V240H260ZM261 242H262V241H261ZM262 245H264V242H262ZM98 248H99V247H98ZM126 249H127V248H126ZM150 256H151V255H150Z\"/></svg>","mask_w":264,"mask_h":264}]
</instances>
